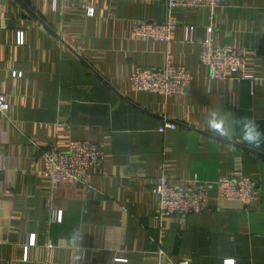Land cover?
<instances>
[{
    "label": "crops",
    "instance_id": "0c3cea01",
    "mask_svg": "<svg viewBox=\"0 0 264 264\" xmlns=\"http://www.w3.org/2000/svg\"><path fill=\"white\" fill-rule=\"evenodd\" d=\"M0 1V264H264V143L206 124L216 108L264 133V0L176 7L169 42L133 34L138 21L167 20L166 0ZM208 27L254 78L208 77ZM167 61L191 73L187 92L132 88L135 69ZM165 120L176 128L159 131ZM73 140L97 143L105 161L86 186H51L41 150L66 151ZM236 170L256 182L252 202L220 201L213 185L208 210L157 219L151 187L161 174L210 184Z\"/></svg>",
    "mask_w": 264,
    "mask_h": 264
},
{
    "label": "built area",
    "instance_id": "2783aa9c",
    "mask_svg": "<svg viewBox=\"0 0 264 264\" xmlns=\"http://www.w3.org/2000/svg\"><path fill=\"white\" fill-rule=\"evenodd\" d=\"M224 0H166L169 14L165 22L138 21L133 25V34L142 39H152L169 42L171 34L178 21L173 14L176 7L208 6L216 8ZM1 12V1H0ZM92 14L90 10L88 12ZM1 19V15H0ZM192 29V27H190ZM212 28H207V38L203 42L200 62L208 70V77L215 80H225L233 77L254 78L242 54L227 46H219L211 39ZM17 43H23V35L17 36ZM14 76H21L20 71H12ZM191 73L183 66L167 61L161 68L138 67L129 74L132 88L135 90L159 93L162 95H180L191 87ZM5 95L0 92V117L7 111ZM176 123L165 120L159 131L176 128ZM42 176L51 186L59 183H74L87 185L92 176L93 168H101L105 157L100 145L90 140H73L66 151L54 148L41 150ZM217 186L221 192V200L236 201L246 205L253 201L257 184L251 178L245 177L240 170L231 176L219 179L214 183H202L196 179L185 181L179 185L171 184L166 175L155 178L151 191L157 201V219L170 216L184 220L190 213L206 211L210 207L207 194L210 186ZM56 220L61 219V213L55 214ZM31 239V244L33 243ZM161 254V253H160ZM228 263L233 260H228ZM172 264H188L180 261Z\"/></svg>",
    "mask_w": 264,
    "mask_h": 264
},
{
    "label": "clouds",
    "instance_id": "9594fccd",
    "mask_svg": "<svg viewBox=\"0 0 264 264\" xmlns=\"http://www.w3.org/2000/svg\"><path fill=\"white\" fill-rule=\"evenodd\" d=\"M207 130L219 136H232L235 128L239 127V139L250 147H259L264 143L262 133L254 119L243 117L239 120L232 119L219 109H210L206 117ZM79 239L78 234L71 237V243L75 244Z\"/></svg>",
    "mask_w": 264,
    "mask_h": 264
}]
</instances>
